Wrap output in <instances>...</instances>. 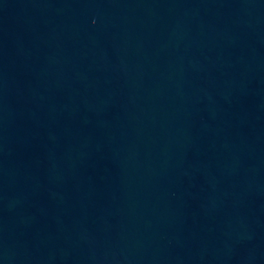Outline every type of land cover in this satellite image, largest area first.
I'll return each mask as SVG.
<instances>
[{"label":"water","instance_id":"obj_1","mask_svg":"<svg viewBox=\"0 0 264 264\" xmlns=\"http://www.w3.org/2000/svg\"><path fill=\"white\" fill-rule=\"evenodd\" d=\"M0 264H264V0H0Z\"/></svg>","mask_w":264,"mask_h":264}]
</instances>
